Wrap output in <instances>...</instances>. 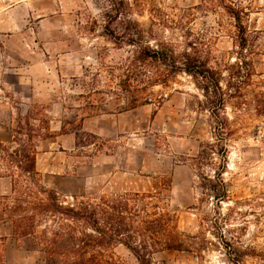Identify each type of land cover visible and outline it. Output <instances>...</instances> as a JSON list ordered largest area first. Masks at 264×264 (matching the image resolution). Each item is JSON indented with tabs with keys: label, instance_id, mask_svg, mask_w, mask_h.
<instances>
[{
	"label": "rangeland",
	"instance_id": "obj_1",
	"mask_svg": "<svg viewBox=\"0 0 264 264\" xmlns=\"http://www.w3.org/2000/svg\"><path fill=\"white\" fill-rule=\"evenodd\" d=\"M185 52L220 76L218 113ZM39 114L54 132L37 142L40 184L63 204L150 193L184 246L153 264H264V0H0V143ZM3 195L18 197L10 177ZM24 240L0 226L3 264H45Z\"/></svg>",
	"mask_w": 264,
	"mask_h": 264
},
{
	"label": "trees",
	"instance_id": "obj_2",
	"mask_svg": "<svg viewBox=\"0 0 264 264\" xmlns=\"http://www.w3.org/2000/svg\"><path fill=\"white\" fill-rule=\"evenodd\" d=\"M228 10L237 21L245 46L243 10L232 6ZM180 63L184 71L199 78L213 113L222 110L226 100L220 76L209 68L193 65L187 52ZM212 88L220 93L218 98L210 96ZM52 136L47 116L27 115L20 116L12 128L11 144L0 143V178L10 177L18 195L15 200L0 196V226L10 225L29 249L44 252L45 264H125L106 253L116 244L130 249L139 264H153L151 255L159 248L184 249L180 232L171 224L173 216L159 210L150 193L136 194L132 203L125 198L117 202L63 204L55 191L40 184L37 169V142ZM18 176L25 178L26 185ZM48 220L56 223L54 228L52 224H42Z\"/></svg>",
	"mask_w": 264,
	"mask_h": 264
}]
</instances>
